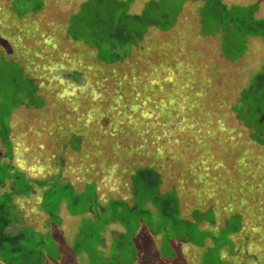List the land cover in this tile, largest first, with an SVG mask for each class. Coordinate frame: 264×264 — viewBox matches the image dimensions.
Segmentation results:
<instances>
[{
    "label": "rangeland",
    "instance_id": "374dc122",
    "mask_svg": "<svg viewBox=\"0 0 264 264\" xmlns=\"http://www.w3.org/2000/svg\"><path fill=\"white\" fill-rule=\"evenodd\" d=\"M120 1L124 2L0 0V153L6 158V163L12 157L25 162L27 172L42 173V168L47 173L56 171L55 176L44 178L48 185L44 187L45 191H41L35 206L32 205L34 196L24 199L21 214L25 224L35 229L44 227V215H32L34 211H41L42 202L45 212H49L46 215L54 213L48 217L49 223L55 227L62 226L60 218L67 214L71 220L67 227L59 230L54 226L51 228L55 238L50 236L52 232L41 229L46 230L44 246L54 249L61 240L63 243L57 246L61 248L60 244H63L68 254L72 255L68 250L76 248L69 244L72 238L73 242L81 244L79 249L89 260V257L97 256L95 249L102 246L97 243L102 237L98 233L105 229L107 222L118 221L122 226L118 224L121 231L116 240L124 243L121 247L122 260L132 264V257L138 252L150 253V249L152 252L161 249L164 255L171 254L172 249L179 252L172 245L174 243L163 242L160 245V240L163 241L167 233L177 239L186 235L190 242L196 244L202 239V230L212 231L214 236L215 232L220 233V239H223L221 234L224 230L239 225V212L243 215L240 231L247 236L246 249L243 251L242 248V251L256 254V258L253 259L252 255L246 264H264V140L259 139L264 133V119H259L261 124L256 120L258 109L264 114V39L250 36L252 23L247 17V8L257 5L253 17L264 19V0L189 2L185 10L193 12L185 15H191L190 21L186 22L187 42L180 39L173 41L171 45L176 52L168 58L162 57L158 51V44H166L164 37L155 39L150 35L145 44L146 35L154 34L149 33L153 29L148 26L146 35L144 31H139L142 42V39L137 42L135 36L116 53L109 51V42L105 40L101 43L99 32L89 29L88 25L79 30L68 29V21L72 23L71 19L66 20L68 15L65 18L68 12L71 16L79 14L77 18L88 17L87 24L96 17L102 20L114 18L115 21L124 18L125 4L129 0ZM155 1L161 4L165 0ZM179 2L174 0V4ZM139 4H132L131 10L135 11ZM211 4H214V10L217 9L216 4L223 8V17L227 14L234 18L235 27L247 34L246 43L236 37L239 43L233 41L234 44H224L227 47H223V30L216 31L215 36L195 32L194 26L204 28V32H215V28L220 27L216 23L215 26L204 27L207 20L215 18ZM39 6L43 10L36 14ZM82 7L99 15L80 14ZM150 10L135 15L146 25L152 21L153 13H148ZM127 14L132 15L130 12ZM22 15L52 18L47 22L49 27L44 23L43 30L38 32V38L42 39H38L35 50L37 53L43 50L38 66L44 69V73L40 74L38 68L35 75L39 80L44 76H53L54 71L69 69L72 79L68 84L63 82L66 78L55 73L54 81L58 84L54 83L51 95L40 90L42 83L38 82L36 87V82L27 81L25 74L31 76V69L21 61L29 50H15L23 39V21L18 19ZM41 18L36 22L39 23ZM91 24L92 28L100 30L106 27L101 22ZM58 31L70 35L69 40L53 35ZM164 36L167 38L169 35ZM83 44L93 49L86 51ZM141 45L145 46L144 51L138 54ZM70 46L76 47L77 52L71 51ZM182 46L184 49L181 50ZM12 49L14 51H10ZM134 50L137 53L134 54ZM116 55L119 60H114ZM172 58L173 62H170ZM95 70L100 75H94ZM83 73L84 81L79 80ZM172 74L181 86L180 94L175 96L169 93L173 81L168 77ZM260 74L262 78L257 79ZM222 95L223 98L219 99ZM79 127L84 143L81 144L82 149L74 153L71 149H77L80 144L77 136ZM114 133H117L116 136ZM119 155L125 156L116 157ZM62 167L64 172L80 178L82 184L78 181L69 187L66 182L60 183L58 179ZM23 173L18 168L13 172L0 168V179L5 177L2 174H12L24 192H30L28 189H35L34 184L28 180L26 172L25 175ZM147 180L150 192L157 188V193L170 192L165 196H156V204L166 202L172 210L170 219L163 220L167 228L160 232L156 240L153 236H145L149 233L145 221L150 226H156L160 218L155 214L153 202L143 201ZM156 180L160 183L155 188ZM108 190L114 193L104 199L108 201L103 209L99 206V199ZM121 190L125 194L127 191L132 193L133 205L125 202L124 206L117 208L113 198L115 192ZM178 203L182 221L177 233L169 227L175 218L173 210L177 209ZM217 206L220 208L215 212ZM143 210L148 214L139 221V212ZM227 211L233 212L232 215L222 229L216 230L224 222ZM72 213L76 215L71 216ZM202 222L214 226L209 230L200 226ZM50 238L55 242L54 246L50 244ZM173 242L178 243L176 239ZM220 244L226 246L223 240ZM184 245L181 242L178 246L181 248L180 255L184 250V261L176 264H208L215 261V241L203 251L196 249L197 246L190 250L186 248L188 245ZM118 247L116 243L110 244L103 251L109 258V253L113 255ZM219 254L223 258L222 251ZM158 255L162 257L159 252ZM141 259H138V264H143ZM227 260L230 264H237L236 257L234 261ZM68 262L71 261L64 263Z\"/></svg>",
    "mask_w": 264,
    "mask_h": 264
},
{
    "label": "trees",
    "instance_id": "16d2710c",
    "mask_svg": "<svg viewBox=\"0 0 264 264\" xmlns=\"http://www.w3.org/2000/svg\"><path fill=\"white\" fill-rule=\"evenodd\" d=\"M45 1V0H44ZM179 4H174V0H165L163 3L161 4H157L156 5V12L154 11L152 4L147 5L146 8L147 10L151 9L150 11H152L151 13H153L152 16V21H150L149 23H146V25L142 22V20H140L138 18V16H134V15H130V14H125L124 18H118L116 21L114 18H108L105 20H102L100 17H96L94 18L91 22H93V24L95 23H103L106 25V27H104L103 29H97L95 27L92 28V24L89 21V24H87L88 22V17H82V18H77L79 14L77 15H72L70 16V19L72 20V23H69L68 21V29L71 27L73 29L78 28L82 29L85 27V25H88V28L90 27L91 29L94 30V32H99V39L100 42L102 43L103 41H108L110 44V50L114 53L119 52L118 50L124 48V46H126L125 44H127V42L133 38V37H137V42L140 41L142 39V34H139V31L142 30L145 32V35L148 33L149 30H147V26L149 27V29H153V31L151 30L149 33H153L154 34H147L146 35V40H145V44H147V40L149 38L150 35H152L155 39H158L160 37H164L163 41L166 42L165 46H162L161 44H158V51L161 54L162 57L164 58H168L171 54H174V52H176V49L173 48V46L171 45L173 41H175L176 39H180L182 42H187V37L186 35L188 33H185V30L187 28L186 22L190 21L189 18L191 15L189 16H185L187 14L192 13L193 11H191L190 13H188L185 9L189 6V2L191 3H197L199 0H179ZM114 4H116V2H114ZM185 4V6H184ZM217 6V9L214 10V4H211V11H213L212 14H214L213 16L215 17L214 19H209L205 22L204 27H211V26H220L219 28H215V32H204L201 28L199 27V29L195 27V32L197 34H201V35H207V36H215L216 31H221L223 30L224 32H222L223 34L225 33L224 36L221 35V39H222V43L221 46L223 47H227L224 44L227 45H231V44H235L239 43V41H237L238 37L243 43H246L247 41V34H245L239 27H235V24L233 23V19L230 15H225L223 17L222 15V11L225 12L223 10V8H221V6L219 5H215ZM256 6H254L252 9L250 7L247 8V17L248 19L251 21L252 23V34L250 33L251 37H263L264 39V19L262 20H256V18L253 17L255 10H256ZM42 7L39 6V10H37V13H40L38 11H41L43 9H41ZM199 9V7H198ZM48 11V10H47ZM46 11V12H47ZM56 13V12H55ZM86 13V15H99L98 13H90L87 7H82L80 10V14ZM198 16L200 18L199 15V11H197ZM42 15H22L21 17L19 16V20L23 21V32L22 33V42L19 44V47L15 50H19V49H26L29 50L27 54H25V58H22V61L25 60L24 62L21 61L22 64H26L27 67L31 69V72L29 71V73H31V76H29V74H25L27 81H30L32 84L35 83V86L38 87V82L42 83V86L40 88V90H45L47 91L46 94H52L54 93L53 90V85L54 83L58 84V82L54 81V74H60V76H63L64 78H66L65 80H63V82H66L68 84H70L71 79H72V74L70 72L69 69L65 70V71H54L53 72V76L47 77H41L38 80V77L36 74V71L38 70V68L40 69V74L44 73V69H42L40 66H38V61L40 59L41 56V51L40 53H37L35 49H37L38 46V39H42L41 37L38 38V32H41L43 30V24H45L46 27H49V25L47 24V22L49 20H52L51 16H44L42 17ZM182 17V19H181ZM39 18H41V20H39V23L36 22V20H38ZM237 18V17H236ZM11 19V18H9ZM68 19V20H70ZM239 19V18H237ZM65 20V18H64ZM67 20V19H66ZM81 20V21H80ZM95 20V21H94ZM107 20V21H106ZM256 20V21H254ZM35 21V22H34ZM179 21V22H178ZM181 22V23H180ZM91 25V26H89ZM151 25V26H150ZM190 25V24H189ZM261 27V28H260ZM89 28V29H90ZM158 28L160 30H158ZM60 35L63 36L66 40H69L70 35L68 34H64V33H60L58 31V33H53V35ZM164 35H169L167 38ZM47 36V34H46ZM224 38V40H223ZM115 40L117 42H115ZM143 39L140 41L142 42ZM234 41V42H233ZM45 43V42H44ZM170 43V44H169ZM25 44V45H23ZM140 43L137 44V47L139 46ZM155 42L153 40L152 45H154ZM241 44V43H240ZM144 45H141V47L138 50V54L142 51H144ZM16 48V46H15ZM76 48V47H75ZM74 47L70 49L71 51H76ZM93 49V47H91ZM184 49L183 46L181 47V50ZM6 50L9 51V47L6 48ZM10 51H14V49L10 50ZM45 52V51H44ZM133 53H137V50H134ZM45 54V53H44ZM118 55L115 56L114 60H119L118 59ZM170 62H173V58L171 59ZM21 65V64H20ZM22 66V65H21ZM23 68V66H22ZM23 71V70H22ZM116 71V70H115ZM98 70L94 71V75H100V73H98ZM112 73V72H111ZM110 73V74H111ZM23 74V72H22ZM83 76L80 75L79 80H85L84 78V73L82 74ZM171 81V85L169 89V93H172L174 96L177 94H180L179 91H181V86H179V81L177 78L174 77V75L172 74L171 76L168 77ZM261 79L262 76L261 74L257 76V79ZM59 80V77H58ZM178 90H175L177 89ZM62 89V88H61ZM39 90V89H38ZM37 90V91H38ZM224 95V94H223ZM223 95L219 97V99L223 98ZM38 97L40 98L39 94ZM217 99L216 102L217 104H219L220 100ZM31 103V102H30ZM216 105V104H215ZM220 105V104H219ZM29 106H33V105H29ZM39 106H34V108H37ZM32 111V109H30ZM250 112V111H249ZM257 123L261 124V120L259 121V119H264V114L260 112V109L257 110ZM251 120L253 121V118H251ZM255 121V120H254ZM77 132L79 135L78 136V147L77 149H71L74 153H76L79 149H82L81 144L84 143L82 138L83 137V132L81 131V128L79 127L77 129ZM117 133H114L113 135L116 136ZM261 141L264 140V133L260 136L259 138ZM27 153V151H26ZM62 155V154H61ZM84 155V154H83ZM74 156V155H73ZM125 155H119L116 157H122ZM64 157V156H62ZM6 158L4 156L1 155L0 153V168L5 169L7 171L13 172L14 169L18 168L20 170H22L24 173L22 175H25L26 172V177L28 178V180H31V183L34 184L36 180V182H38V186L40 187H46L48 184L47 182H44V178H50L56 175V171L55 172H44V169L42 168V173H38V172H27L28 168L27 166H25V162H22L20 160H16L15 157H12L11 159H9V163H6ZM66 158L64 157V161ZM35 160V159H34ZM64 161H62V166L64 164ZM7 167V168H6ZM62 167L60 169V175H59V182H66L65 185H68L69 187L73 185V183L75 184V182H78L80 184H82L80 178L76 177L74 178V176L68 172H64ZM140 168V167H139ZM59 172V171H58ZM5 177L0 179V264H46L48 257H51L52 254V259H57V257L59 259L62 258L65 260L66 259V253H62L59 249V247L57 246L59 243H63L61 240L58 241L56 248L54 247L49 249L46 248L44 246V239H43V235L45 231H42L41 229L46 228L47 226H50L52 224L49 223L50 218L48 216L51 217V215H53L54 213H50L48 215H46L49 212H45V207L43 206V202L41 203V207L40 209L42 210V213L45 215L46 217V222L44 224V227L42 226V228L40 229H35V227H32L29 224H25L24 220H23V216H22V210L24 208V199L27 198L30 194L29 192H24L23 187H20V185L14 180L17 178L12 177V174H10V176H8L7 174H2ZM19 177H21V175H18ZM140 176H144L143 174H141ZM35 179V180H32ZM149 181L147 180V183L145 184V191L144 194L146 196V198L143 201H148L151 199H154V204L156 206V210L159 212H156L157 216L160 215V218H158L157 221V225H154V230L156 231L157 234H160V232L167 228L166 226H164L165 222L163 220H169V215L172 213V210L169 209L168 204L165 202L163 203V201H159L156 204L157 201V192L159 191V188H157L156 190H151L150 192V187H149ZM155 182V179H154ZM70 183V184H69ZM158 183H160V180L157 181L154 184L155 188L157 187ZM72 184V185H71ZM35 186V184H34ZM29 187V185H28ZM33 188H29V190H31L30 192L34 191L35 189ZM45 191V190H44ZM155 191V192H154ZM117 192V191H116ZM115 192V193H116ZM114 193V191L108 190L103 192L101 198L99 199L100 205L103 209L105 207V202L108 200H104L105 197H108V194ZM238 193L236 195V199L238 198ZM19 194V195H17ZM29 194V195H28ZM33 196V195H30ZM37 197V196H36ZM114 200V204L117 205V208H120L121 206L125 205L124 201H120L118 197L113 198ZM130 200L134 201L133 195L131 193L130 195ZM130 202V201H129ZM128 202V203H129ZM127 203V202H126ZM177 205V209L175 208V210H173V212H176L175 218L172 221V224L170 225V230H173L175 232L178 233L177 230L180 229L179 224L181 223L182 219L180 218V214H178L180 212V209L178 208V204ZM19 206H21V208H19ZM223 207V206H222ZM66 208V207H65ZM158 208V209H157ZM218 208L220 207H215V212L218 211ZM246 208V207H244ZM29 212H31L29 210ZM41 211H36L34 212L32 215L36 216V214H38V216H40V214H42ZM233 212L230 213V211H227V213L224 214L225 216V220H223L224 222L219 225L216 230L218 229H222L225 226L226 221L228 220V215H232ZM71 214V213H69ZM148 214V211L143 210L139 212L138 215V220L141 221L142 219H145V215ZM238 218L239 220V225L234 227V228H229L227 230H224L222 232V237L223 239H220V233L216 234L215 232V246L217 245L216 248V253L217 256L215 258V261L213 262H208V264H230L227 260L231 259L234 261L235 257H236V262L237 264H246L247 260H249V258L252 256L253 259L256 258V254L252 253V248H251V253L252 255H249L248 251L246 250L245 253L244 248L246 249V241H247V236L242 235L241 231L242 230V220H243V215L239 212H237ZM247 217V212L244 213ZM76 215L75 213H72L71 216ZM216 215V214H215ZM156 216V217H157ZM34 219V218H33ZM66 221V220H65ZM65 221L63 218H60V222H62V226H58L55 227V229L59 230L60 228L63 229V227H67L65 224ZM71 222L70 219H67V222ZM249 221V220H248ZM115 222V221H114ZM113 221H109L105 224V229H103L102 232L98 233V236L101 235L102 237H100V239L97 241V243L99 242V245L102 246H98L95 251L97 253V256H94L92 258L89 257V260H87V264H128L127 262H123V257H122V253H120V249L123 251V244L121 241H117L116 239L113 241L112 245L114 243L117 244V246L119 245L118 248H115V250L113 251V255L109 253L110 257L108 258L107 255L104 253L103 249L106 245V240H107V235H111L112 230L109 229L110 224L114 223ZM217 222V219H215V223ZM250 222V221H249ZM146 226H148V230H151L153 225H149L146 221ZM21 224V226H20ZM54 226V225H53ZM47 230V229H46ZM215 230V231H216ZM180 231V230H179ZM51 232V231H50ZM258 232V231H257ZM103 233V234H102ZM258 234V233H257ZM54 235V231L52 230V234H50V236L52 238ZM202 239L204 240L206 237L210 236L211 234H207L206 232H202ZM248 235V233L246 234ZM166 237L164 238L163 242L165 244H169V243H174V239H176L178 242L182 240V238H184L186 235H184V237L177 239L176 237H171L168 235V233L165 235ZM106 237V238H103ZM214 237V236H213ZM52 238H50L51 240V245L54 246L55 242H53ZM172 239V240H171ZM71 240V242H70ZM69 240V244L76 246V248L74 247L73 249L70 247V249L72 251H74V253L78 256L82 253V250L79 249L81 247V244L73 242L72 238ZM220 240H223L227 244L230 245V250L229 252H222V256L223 258L220 256V251L222 247H225V245H221L220 244ZM177 250H179L176 246L175 243L172 244ZM61 246V244H60ZM115 247V246H114ZM102 248V249H101ZM243 248V251H242ZM124 249H126L124 247ZM66 250V249H65ZM111 252V250H110ZM247 252V253H246ZM179 252H175L172 249V253L171 255V259H173V257ZM233 255V256H230ZM240 259H239V258ZM252 259V260H253Z\"/></svg>",
    "mask_w": 264,
    "mask_h": 264
},
{
    "label": "crops",
    "instance_id": "0c3cea01",
    "mask_svg": "<svg viewBox=\"0 0 264 264\" xmlns=\"http://www.w3.org/2000/svg\"><path fill=\"white\" fill-rule=\"evenodd\" d=\"M85 1H88V0H85ZM113 2H116V4H117V2H121V3H123L124 1H120V0H112ZM137 2H139L140 4H139V6L136 8V10L134 11L133 9L131 10V6H132V4L133 5H136L137 4ZM87 2H85V4H86ZM84 4V5H85ZM150 4H152V7H153V9H154V11L156 12V5L157 4H160L159 2H157V1H155V0H152L151 2H142V1H138V0H129V2L128 3H126L125 5H127V7H126V10H125V12L126 13H128V12H130L132 15H134V16H138L140 13H142V12H145L144 10H146V11H148L147 10V8H146V6L147 5H150ZM146 5V6H145ZM144 6H145V8H144ZM152 11H149L148 13H151ZM134 13V14H133ZM135 13L136 14H138V15H135ZM66 15H68L67 16V18H66ZM70 16H71V13H66L65 14V18L68 20V19H70ZM84 46H83V49L84 50H86V51H89V49H91L92 50V48L88 45V44H83ZM251 49V46H250V48L248 49V50H250ZM32 180H35V179H32ZM33 182H35L34 184H35V186H34V188H35V190L34 191H32V192H29V194L30 195H33L34 196V203L32 204V205H34L35 206V202L37 201V199H38V197L41 195L40 193H41V191H44L45 190V188L44 187H40V186H38V182H36V180L35 181H33ZM33 190V189H32ZM161 193V192H160ZM158 193V196H165V194H168V193H170V192H166V193ZM28 194V195H29ZM17 195H19V194H17ZM109 195L110 194H108V197H109ZM130 195H131V193L129 192V191H127L126 192V194L124 193V191L123 190H121L119 193L118 192H116L115 193V198L116 197H118L119 198V200L122 202V201H126L127 203L129 202L130 204H134L135 203V201H133V200H130ZM37 196V197H36ZM106 198V197H105ZM148 201H150V200H148ZM151 201L153 202V205L155 206V204H154V199H151ZM178 206H180V204L178 203ZM62 208H64L63 206H62ZM155 208V214H156V212H157V210H156V207H154ZM179 208V207H178ZM42 211V210H41ZM35 212V211H34ZM42 213V212H41ZM231 213V212H230ZM45 214V213H44ZM43 213L41 214V216H43L44 215ZM36 216H38V214L36 215ZM65 217H66V219H69V217H68V215L66 214V215H64L62 218L64 219V221L66 220L65 219ZM227 218H229V215H228V217ZM44 220H46V217H45V215H44ZM44 223V222H43ZM45 224V223H44ZM65 224H69L68 222H67V220L65 221ZM118 224L119 225H121L118 221H115L114 223H112V224H110V227H109V229L110 230H112V233H111V235H107V240H106V245L108 246V245H110V244H112L113 243V241L116 239V237L120 234V227L118 226ZM122 226V225H121ZM200 226H202V227H208L209 228V230H210V228H212L214 225H210L209 223H207V222H202L201 224H200ZM53 227V225H50V226H47V228H45V229H47L48 231H51L52 232V228ZM55 227V226H54ZM139 227V226H138ZM148 227V226H147ZM152 227V229L151 230H149V233H148V235H145L146 237H148V238H151L150 236H153V238L156 240V239H158L157 237H159V234H157L156 233V231L153 229V227H154V225L153 226H151ZM50 229V230H49ZM154 230V231H153ZM202 230V229H201ZM46 231V230H45ZM203 232H206L207 234L209 233V234H211L210 236H208V237H206L204 240H199V244H196V243H194V242H190L188 239H187V237H185V238H182V240L181 241H179L178 243H175V244H177L178 246H179V244L182 242V243H184V244H186V245H188L187 247H186V245H184L186 248H189L190 250H193V249H195V248H192V247H194V246H197L196 247V249H199V250H201V251H203L204 249H205V247L209 244V243H213L215 240V236H214V234H212L211 232L212 231H208V230H202ZM119 232V233H118ZM214 236V237H213ZM53 237H54V235H53ZM111 237L112 238H114V239H111ZM211 237H213L214 239L213 240H210V238ZM55 238V237H54ZM151 240V239H150ZM152 243H153V240H152ZM160 245L163 243V241H161L160 240ZM164 244V243H163ZM150 245V244H149ZM160 245L158 246V248H160ZM107 246H105V247H107ZM176 246V245H175ZM178 246H177V248H178ZM61 248H59L60 249V251L62 252V253H66L65 255H66V259L64 260L63 259V256H62V258L61 259H59L58 257H57V259H52L51 257H48V260H47V262H46V264H59V262H63V264H65L64 262L65 261H71V262H68V264H87V259H85L84 257H87L86 255H85V253L84 252H82L80 255H76L75 253H74V251H72L70 248L68 249L71 253H72V255H69L68 254V252H67V250H65V247H64V245L63 244H61V246H60ZM180 247H181V245H180ZM186 248H184L185 250H186ZM230 248V245L229 244H227V246H225V247H222L221 248V251L222 252H229V249ZM102 249V248H101ZM179 249V248H178ZM180 251L179 252H181V248L179 249ZM183 250V249H182ZM123 251L120 249V253H122ZM158 252L161 254V256L162 257H159V255H158ZM183 252H184V250H183ZM182 252V255H180L179 253H177L174 257H173V259H171L172 257H171V255L169 254V255H164V253L161 251V249H155V251L154 252H152V250L150 249V253L149 252H143L142 254H141V252H138V253H135L136 255L134 256L133 255V257H132V264H138V259L140 258V257H142V259L141 260H143V264H176V263H178V262H180L181 260H183L184 261V257H185V253H183ZM131 263V262H130ZM129 263V264H130Z\"/></svg>",
    "mask_w": 264,
    "mask_h": 264
}]
</instances>
